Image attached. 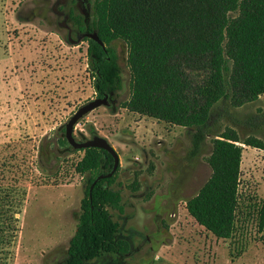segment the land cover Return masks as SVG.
I'll list each match as a JSON object with an SVG mask.
<instances>
[{"label":"rangeland","instance_id":"rangeland-1","mask_svg":"<svg viewBox=\"0 0 264 264\" xmlns=\"http://www.w3.org/2000/svg\"><path fill=\"white\" fill-rule=\"evenodd\" d=\"M70 11L89 22L93 0H0V264H66L76 229L89 174L75 170L84 153L62 140L68 119L97 94ZM113 47L121 87L73 135L82 142L94 131L119 157L111 188L121 207L108 211L125 250L86 264H264V151L239 145L234 230L215 238L186 210L211 176L213 137L196 146L192 129L124 108L127 47ZM219 121L241 139L264 142V94Z\"/></svg>","mask_w":264,"mask_h":264},{"label":"trees","instance_id":"trees-1","mask_svg":"<svg viewBox=\"0 0 264 264\" xmlns=\"http://www.w3.org/2000/svg\"><path fill=\"white\" fill-rule=\"evenodd\" d=\"M69 15L78 35L96 32L104 45L82 37L97 97L112 98L121 87L113 47L120 41L127 47L131 74L124 108L192 129L196 146L213 137L207 159L211 176L186 202V210L215 238L229 239L239 204V145L264 151V142L255 136L241 139L234 130L222 129L219 120L264 94V0H93L89 22ZM62 143L67 145L65 139ZM80 151L84 155L75 170L89 178L66 264L125 250L108 211L121 207L119 192L111 188L115 173L90 190L98 175L110 172L113 160L101 149ZM263 227L264 204L258 210V229Z\"/></svg>","mask_w":264,"mask_h":264},{"label":"water","instance_id":"water-1","mask_svg":"<svg viewBox=\"0 0 264 264\" xmlns=\"http://www.w3.org/2000/svg\"><path fill=\"white\" fill-rule=\"evenodd\" d=\"M82 37L88 38L97 44H99L101 47H104L103 43L100 41L98 38V35L96 32L92 33H85L82 35ZM109 105V96L104 95L102 98H96L87 104L81 106L67 121L65 125V140L68 143V145L74 149V150H85L88 148H96V149H101L106 151L112 158L113 160V165L112 169L110 172L104 174H100L96 177L94 180L92 186L90 187V190L94 186L96 182L102 179H107L113 176L115 171L117 170L119 166V157L116 154L115 150L111 147V145L107 142L106 139L100 137V136H94L91 137L90 139L84 140L82 142L77 141L74 138L73 132L75 126L78 124V122L87 114L92 112L93 110L97 109L98 107L101 106H108Z\"/></svg>","mask_w":264,"mask_h":264},{"label":"crops","instance_id":"crops-1","mask_svg":"<svg viewBox=\"0 0 264 264\" xmlns=\"http://www.w3.org/2000/svg\"><path fill=\"white\" fill-rule=\"evenodd\" d=\"M153 264H156V262H154Z\"/></svg>","mask_w":264,"mask_h":264},{"label":"flooded vegetation","instance_id":"flooded-vegetation-1","mask_svg":"<svg viewBox=\"0 0 264 264\" xmlns=\"http://www.w3.org/2000/svg\"><path fill=\"white\" fill-rule=\"evenodd\" d=\"M97 98H99V97H97Z\"/></svg>","mask_w":264,"mask_h":264}]
</instances>
